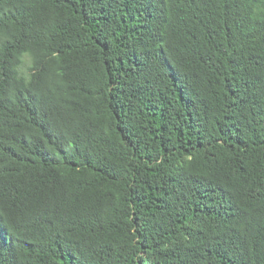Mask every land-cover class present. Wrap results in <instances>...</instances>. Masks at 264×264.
<instances>
[{
	"label": "trees",
	"instance_id": "trees-1",
	"mask_svg": "<svg viewBox=\"0 0 264 264\" xmlns=\"http://www.w3.org/2000/svg\"><path fill=\"white\" fill-rule=\"evenodd\" d=\"M0 264H264V0H0Z\"/></svg>",
	"mask_w": 264,
	"mask_h": 264
}]
</instances>
